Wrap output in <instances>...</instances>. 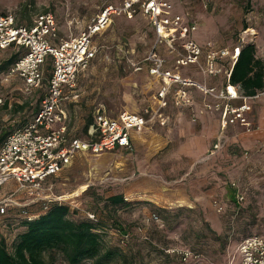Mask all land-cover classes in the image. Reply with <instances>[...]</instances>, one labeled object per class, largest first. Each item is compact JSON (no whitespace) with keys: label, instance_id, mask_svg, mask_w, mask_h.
Masks as SVG:
<instances>
[{"label":"rangeland","instance_id":"1","mask_svg":"<svg viewBox=\"0 0 264 264\" xmlns=\"http://www.w3.org/2000/svg\"><path fill=\"white\" fill-rule=\"evenodd\" d=\"M109 2L111 1L0 0V13H10L18 24L26 25L35 14L50 10L54 14H61V24L74 26L79 25L82 16L95 13ZM188 12L195 16L198 34L204 43L216 46H232L239 42L253 44L255 56L264 62V0H195L193 8ZM123 35L127 37L128 31H124ZM21 53V50L16 51L12 47L0 49V63L10 56H15L16 60ZM50 65V58H47L43 65L42 85L31 91L25 90L18 77L3 80L2 75L9 66L0 72V132L22 127L32 121L46 92ZM121 91L120 88L118 92ZM119 100L117 97L114 102ZM74 104L66 103L67 109H72ZM97 105L74 108L70 111L71 115L68 113L66 125L71 136H87L82 123L92 121ZM171 154L173 153L168 151L164 156L151 160V169L154 173H160V191L162 194L165 191L166 195L170 191L176 194L175 184L179 179L188 178L187 183L182 186L185 195L182 200L176 201L163 196V199L156 201L153 191L143 193L134 190L135 180L145 181L139 175L142 168H137L134 152L112 150L100 155H77L59 174L45 180L42 199L36 200L22 191L19 192L27 202L17 198L5 199L6 196L2 198L0 205L4 212L0 213V236L10 245L15 235L24 228L20 226L24 215L36 216L35 212L45 211L44 204L58 202L70 206V218L85 219L89 218L88 214L93 213L94 218L97 217L108 225L112 224L114 227L106 224L102 229V241L108 246L117 247L127 256H133L135 264H237L235 249L241 239L264 233V159L260 157L251 160L250 151L243 152L244 157L236 159L248 164L246 172L234 174L237 171L235 159V164L229 168L230 176H220L221 191L198 198L193 196L191 188L196 190L195 181L200 180L195 179H201V175L185 176L189 160L174 158ZM253 160L259 162L256 169L249 166ZM201 162L196 161L194 166ZM143 167L146 169L147 165ZM158 175L155 177H159ZM192 177L193 184L188 183ZM6 185L7 183L4 186ZM208 189L209 187L205 190ZM117 194L131 204L117 205L111 211L106 198ZM199 200L203 202L202 205L198 203ZM217 205L222 207L220 212L217 211ZM153 206L167 210L180 208L183 211L178 217L169 215L163 221L162 214L153 210ZM152 214H156L158 219L148 220ZM208 214L215 215V220L209 221ZM115 223L121 225L122 232L116 228ZM183 250L191 252L186 260L180 255ZM57 264H64L59 257Z\"/></svg>","mask_w":264,"mask_h":264},{"label":"built area","instance_id":"2","mask_svg":"<svg viewBox=\"0 0 264 264\" xmlns=\"http://www.w3.org/2000/svg\"><path fill=\"white\" fill-rule=\"evenodd\" d=\"M138 9L148 17L155 31V44H164L169 52L176 53L172 69L164 68V59L154 49L144 58L148 74L162 82L157 92L158 107L166 106L165 96L172 85L176 86L172 93L173 104L191 106L193 100L188 89H194L202 96L198 113L217 112L222 128L241 124L247 132L252 129L247 118L252 109L250 100L258 94L264 96V89L253 96H244L238 86L229 83L243 42L232 46L199 45L190 36L196 30V24L184 23L181 15L173 14L170 0H122L119 5L107 4L78 35L60 39L56 44L50 41L56 37L57 30L53 14H37L32 25L25 26L16 24L12 14L0 13V49L14 46L23 50L2 75L4 81L18 77L26 91L38 89L44 80L43 65L47 58L51 62L46 92L32 121L10 133L0 146V188L13 181L16 191L39 200L42 199L45 180L59 174L77 155H100L118 147L131 150L130 133L142 131L147 123L144 115L122 111L112 118L107 115L104 106L98 104L94 108L87 136L69 138L65 127L67 114L61 102L78 97L77 73L88 67L95 54L91 45L92 36L105 30L112 16L131 18ZM223 61L227 67L222 65ZM189 65H195L206 77L224 76L223 86L215 88L190 77H182L177 70ZM233 100H241L242 103L235 106L231 103ZM152 116L160 117L161 113L156 109ZM190 118L196 120L194 112ZM163 123L160 120V124ZM218 147V142L213 144L214 149ZM48 205L44 204L43 208L46 210ZM221 210L222 207L217 205V211ZM3 212L4 208L0 205V213ZM36 216L24 215L23 218L29 221ZM88 217L95 219L93 214H88ZM157 219L155 214L148 218ZM235 252L237 264H264V233L244 237ZM180 255L186 260L191 252L183 250Z\"/></svg>","mask_w":264,"mask_h":264},{"label":"crops","instance_id":"3","mask_svg":"<svg viewBox=\"0 0 264 264\" xmlns=\"http://www.w3.org/2000/svg\"><path fill=\"white\" fill-rule=\"evenodd\" d=\"M108 1H111L109 3L112 5H119L122 2V0ZM170 2L172 3L173 14L181 15L184 23L196 24V30L190 36L199 45L204 46L206 43L198 34L197 20L192 12H188L193 8L195 0H170ZM98 11L82 16L79 19V25L74 26L61 24V14L59 13L54 14L50 10H45L41 13H51L55 18L56 37L50 41L56 44L60 39L78 35L86 28ZM36 15L25 26L32 25ZM16 24L18 23L16 22ZM124 31H128L127 37L123 35ZM155 39V31L148 17L139 9L136 10L131 18H127L124 15L112 16L107 28L91 38V45L95 49V54L88 67L77 73L76 90L78 98L74 101H71L72 99L63 100L61 106L66 111L67 119L68 113L71 115L70 111H73L74 108L80 109L92 104H102L107 111V115L112 118H116L119 114H115V111L121 110L144 115L147 123L142 131L130 133L131 150L120 147L114 149L120 152L131 151L135 153L134 158L137 160L135 162L137 168H142L139 175L145 178V181L135 180L133 183L134 190L142 191L143 193L153 191V198L156 201L163 199V196L165 198L171 197L176 199V201L185 197L182 186L187 183L188 178L179 179L175 184L174 190L176 194L170 191L166 195L165 191H163V194L160 191V185L162 186L161 177L158 175L160 173H154L151 169V160L162 157L164 153L170 151L173 153L171 157L189 160L188 168L184 171L185 176L201 175V179H195L200 180L198 182L195 181L196 190L191 188L193 196L200 198L201 196H206V194L209 196L215 194V192H220V176L230 174L228 173L230 166L235 164L234 160L236 158L242 159L244 157L242 155L243 152L250 151L251 160L260 157L264 159V96L258 94L256 98L250 100L252 109L247 114V118L252 129L248 132L245 131L241 124L222 128L217 112L198 113L197 111L202 104V96L194 89H188L193 104L188 107H180L173 104L172 93L176 86L172 85L165 96L166 106L159 108L157 92L161 88L162 82L148 74L144 58L151 49H154L164 59V68L172 69L176 53L169 52L164 44H155ZM12 48L23 52L22 49L14 46ZM222 63V65H225V61ZM136 67H140V69H136ZM225 67L227 66L225 65ZM177 71L182 77H190L197 82L214 86L215 88H221L224 84V76L206 77L197 70L195 65L180 67ZM120 88L122 91L118 92ZM117 97L120 100L116 103L114 100ZM71 102L75 104L72 109H69V107L67 109L66 103ZM231 103L238 106L242 101L233 100ZM156 109L160 111L161 116L151 117V114ZM145 111L149 113H144ZM192 112H194L196 117L194 121L190 118ZM160 120L164 123L160 124ZM66 121L65 127L68 137L78 138L71 136L67 129ZM89 121L86 120L82 123L84 131L87 133L92 124H89L85 130V126ZM22 127H17L13 130L9 129V132L12 133ZM216 142L219 143V147L214 149L213 144ZM141 159L144 161L141 162ZM199 160L202 161L201 164L194 166L195 162ZM145 164L147 168L149 167L148 169H144L143 166ZM236 164L237 171H234V174L246 172L245 168L248 164L240 160H237ZM249 166L256 169L259 166V162L257 163L253 160ZM155 175L159 177L156 178ZM146 177L151 178L147 179ZM193 182L194 178L192 177V180L188 183L193 184ZM200 185L201 189H199ZM207 187L209 189L205 190ZM0 193H2L0 195V203L5 196V199L17 198L25 200V202L28 201L21 192L16 191V185L13 181H9L6 186L1 187ZM236 196L238 197V194ZM198 203L200 205L203 204L200 200ZM25 210L30 212L28 208H25ZM35 214L37 213L35 212ZM208 219L209 221H214L215 215L208 214Z\"/></svg>","mask_w":264,"mask_h":264},{"label":"trees","instance_id":"4","mask_svg":"<svg viewBox=\"0 0 264 264\" xmlns=\"http://www.w3.org/2000/svg\"><path fill=\"white\" fill-rule=\"evenodd\" d=\"M14 58L10 56L1 62L0 72L11 66ZM229 83L238 86L244 96H253L264 89V62L255 56L253 44L241 45ZM91 123L87 122L85 130ZM9 134V130L0 132V146ZM106 202L111 211L117 205L131 204L119 194L109 196ZM153 210L162 214L163 221L169 215L176 218L183 211L180 208L167 210L156 206H153ZM71 211L65 203L51 202L34 219L20 222L24 228L15 235L10 245L0 236V264H57L58 257L64 264H135L133 256H127L117 247L108 246L102 241L101 231L108 225L107 222L97 217L94 220L73 219L69 216ZM114 225L122 232L121 225ZM108 226L114 227L112 224Z\"/></svg>","mask_w":264,"mask_h":264}]
</instances>
